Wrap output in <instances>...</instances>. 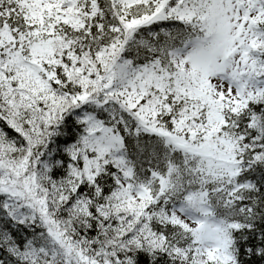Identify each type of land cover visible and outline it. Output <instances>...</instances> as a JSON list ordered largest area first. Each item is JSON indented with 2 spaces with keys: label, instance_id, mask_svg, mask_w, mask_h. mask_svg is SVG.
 <instances>
[{
  "label": "snow or ice",
  "instance_id": "snow-or-ice-1",
  "mask_svg": "<svg viewBox=\"0 0 264 264\" xmlns=\"http://www.w3.org/2000/svg\"><path fill=\"white\" fill-rule=\"evenodd\" d=\"M0 264H264V0H0Z\"/></svg>",
  "mask_w": 264,
  "mask_h": 264
}]
</instances>
